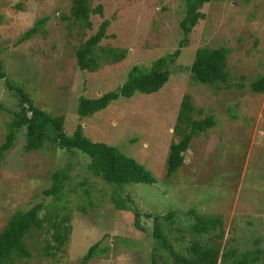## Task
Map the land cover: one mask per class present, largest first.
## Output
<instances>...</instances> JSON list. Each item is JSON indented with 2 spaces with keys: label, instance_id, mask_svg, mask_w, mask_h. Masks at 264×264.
I'll use <instances>...</instances> for the list:
<instances>
[{
  "label": "rangeland",
  "instance_id": "rangeland-1",
  "mask_svg": "<svg viewBox=\"0 0 264 264\" xmlns=\"http://www.w3.org/2000/svg\"><path fill=\"white\" fill-rule=\"evenodd\" d=\"M102 17H89L91 28L72 26V0H0V62L7 80L23 88L35 106L61 116L71 135L80 124L94 143L115 147L134 159L156 179L153 185L124 187V206L153 216L174 213L173 225L186 228L188 214L221 217L225 237L222 245L240 252L264 250V93L251 92L250 85L264 75V0H217L205 3L200 20L189 35L187 47L168 65V82L156 93H136L118 99L102 112L79 119V97L92 98L115 91L133 67L149 69L153 61L177 50L184 38L180 23L185 17L184 0H106ZM48 17L43 32L19 42L23 34ZM109 21L106 38L94 48L100 57L96 74L79 71L68 44L81 46ZM225 48L228 81L218 88L196 83L189 67L198 48ZM106 50V51H105ZM108 50V51H107ZM125 52V53H124ZM123 59L111 64L110 55ZM189 97L193 119H214V127L195 136L183 154V165L166 177L170 146L182 137L174 132L183 97ZM0 145L6 125L20 112L15 91L0 81ZM177 132H188L178 126ZM23 133L0 163V232L17 211L36 204L54 208L53 199L43 195L52 185L51 176L67 170L65 190L76 187L90 193V202L69 194L59 218L70 216L69 243L59 250L49 234L28 242L30 257L15 264H80L88 249L98 243L108 251L88 264H148L154 240L152 219L141 218L146 232L133 227V212L115 207L113 186L94 178L86 169L88 159L43 148L24 152ZM87 184L80 188V182ZM70 186V187H69ZM85 205L87 212L78 207ZM173 228L164 224L166 236ZM182 234V232H181ZM188 235V234H186ZM260 239L259 245L255 240ZM47 240V241H46ZM54 257L44 255L46 243ZM185 244V242H183ZM182 248V247H181ZM184 252L183 249H179ZM226 264H229L226 262ZM258 264H264V255Z\"/></svg>",
  "mask_w": 264,
  "mask_h": 264
},
{
  "label": "trees",
  "instance_id": "trees-1",
  "mask_svg": "<svg viewBox=\"0 0 264 264\" xmlns=\"http://www.w3.org/2000/svg\"><path fill=\"white\" fill-rule=\"evenodd\" d=\"M103 1L106 0H72L69 10L70 17L67 19L62 15L60 20L70 21L73 19L72 26H81L83 30L84 28H91L88 21L89 17L95 15L102 17L103 13L101 4L93 7L92 3ZM212 1L217 0H184L186 13L179 24L184 38L179 41L177 50L153 61L149 69L139 66L133 67L127 74L126 81L115 91H109L92 98L79 97L76 105L79 119H87L102 112L118 99H131L136 93L150 95L158 92L169 80L168 65L178 57L182 48L188 46L189 35L199 21L204 19L200 9L205 3ZM48 19L45 17L38 20L31 29L23 34L19 42L28 41L40 32L44 33L42 28ZM109 26V21H104L95 35L81 46L75 47L68 44L69 50L72 51L68 55H74L79 71L89 74L97 73L96 71L100 68V57H96L94 48L106 38V31ZM124 53L117 58V55L113 54L108 56V58L113 59L111 64L115 65L120 59H123ZM228 53L229 51L225 48H198L189 67L191 78L201 85L217 88L225 85L229 77L226 72ZM0 81H4L9 90L15 91L20 108V112L14 114L12 122L6 125L7 134L0 145V163L4 153L13 148L18 134L23 133L25 139L24 152L26 153L47 147L71 154L78 152L87 158L86 169L89 174L114 187L117 196L113 202L115 207L121 211L130 210L124 206L125 201L120 198V192L124 187L155 184L156 179L142 165L123 155L113 146L92 142L86 137L80 124L76 126L71 135H67L64 118L61 116L51 117L50 114L35 106L33 100L23 91L22 87L15 86L7 80L1 62ZM250 88L252 93H264V75L258 76ZM1 109L3 107L0 103ZM193 116L194 110L189 102V97H183L179 105L176 122L180 127L186 126L188 132H177L178 126L174 130L182 139L170 146L166 160L167 178L172 177L183 165V154L187 151L191 140L199 133L211 129L215 125L212 117L196 121ZM51 179V187L42 193L44 196L53 199V211H50V207L36 204L26 211L15 212L0 232V264H15L20 259L29 258L28 242L37 235L49 234L51 229L54 231L51 239L56 243L54 246L56 250L69 243L72 232L70 216L66 215L59 218L57 213V211L64 210L69 194H76L78 198L88 201L90 206L93 205L90 202L88 190L80 189L81 195L77 193L76 187L69 186L70 188L65 190L70 181L67 170L52 174ZM86 184L87 182L83 181L77 186L82 188ZM78 209L82 213L87 212L85 205L79 206ZM130 211L133 212V227L140 233L146 232V228L141 224V218L153 220L152 239L155 246L152 249L148 264H226V262L229 264H258L264 255V250L257 248L240 252L237 248L222 245L225 232L222 230V219L219 216L196 215L194 211H191L188 214L190 223L186 228L174 229L172 227L174 223L173 212L163 216H153L149 213L141 214L134 209ZM164 224H168L171 229L173 228L175 233L173 236H166ZM45 243L44 255L54 257L55 254L49 252L53 248L48 245V242ZM259 243L260 239L255 240V245H259ZM178 248L183 249L184 252H180ZM107 251V248H99V244L96 243L88 249L80 264H88Z\"/></svg>",
  "mask_w": 264,
  "mask_h": 264
},
{
  "label": "clouds",
  "instance_id": "clouds-1",
  "mask_svg": "<svg viewBox=\"0 0 264 264\" xmlns=\"http://www.w3.org/2000/svg\"><path fill=\"white\" fill-rule=\"evenodd\" d=\"M100 44V43H99Z\"/></svg>",
  "mask_w": 264,
  "mask_h": 264
}]
</instances>
